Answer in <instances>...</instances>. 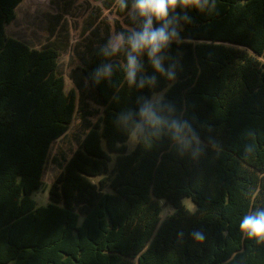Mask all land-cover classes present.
<instances>
[{
  "label": "trees",
  "instance_id": "obj_1",
  "mask_svg": "<svg viewBox=\"0 0 264 264\" xmlns=\"http://www.w3.org/2000/svg\"><path fill=\"white\" fill-rule=\"evenodd\" d=\"M23 1L0 0V264H264V242L239 229L264 209V0L191 10L192 23L163 53L175 79L144 58L151 88L128 86L123 53L106 61L105 45L86 47L90 61L80 77L73 70L68 93L58 72L62 38L33 49L6 34ZM93 1L98 15L128 13L118 0ZM86 88L102 107L94 123ZM155 93L162 98L151 102ZM77 113L83 137L70 157L60 155L49 203L37 207L31 195L51 144ZM161 202L174 210L162 221Z\"/></svg>",
  "mask_w": 264,
  "mask_h": 264
},
{
  "label": "rangeland",
  "instance_id": "obj_2",
  "mask_svg": "<svg viewBox=\"0 0 264 264\" xmlns=\"http://www.w3.org/2000/svg\"><path fill=\"white\" fill-rule=\"evenodd\" d=\"M93 0H24L16 9L15 19L6 26L8 37L25 43L33 49L41 48L54 38H62L63 49L58 59V72L64 78L65 92L74 89L71 73L80 77L81 70L89 63L90 52L86 47L105 45L109 37L120 33V30L134 28V21L128 16L118 17L114 10H102L98 15ZM98 7V6H97ZM96 13L98 16H96ZM77 68L79 71H77ZM77 99L79 93L76 90ZM163 93H155L151 102L162 98ZM85 102L93 116L89 120L94 123L102 115V107L96 96L85 89ZM84 133L79 113L75 114L68 131L62 139L51 144L42 174V186L32 193L31 198L37 207H44L49 203V189L62 171L60 155L70 157L78 147ZM136 133L133 132L126 145L128 152L136 144ZM114 157V155H113ZM113 162L110 164L112 167ZM182 205L191 212L196 206L189 198L182 199ZM173 208L161 202V221L173 213Z\"/></svg>",
  "mask_w": 264,
  "mask_h": 264
},
{
  "label": "clouds",
  "instance_id": "obj_3",
  "mask_svg": "<svg viewBox=\"0 0 264 264\" xmlns=\"http://www.w3.org/2000/svg\"><path fill=\"white\" fill-rule=\"evenodd\" d=\"M122 10H127L132 21H138V26L131 28L127 33H119L109 37L105 46L101 49L104 60L118 57L123 53V62L119 68L124 74V80L129 87L136 86L139 89L151 88L156 77L149 79L144 72V58L152 70L159 76L167 79H175L176 64L173 62L165 68L163 53L170 46L181 39V24L192 23L189 15L191 10L204 13L215 9V0L211 4L209 0H118ZM105 77L113 74V66L105 63L100 70ZM99 74V73H98ZM139 78V81H138ZM142 117L152 119L151 115L141 112ZM173 130L177 136L182 131L179 125L174 124ZM240 232L249 239L258 243L264 242V209L246 214L239 225ZM193 237L200 241L203 236L199 232H193Z\"/></svg>",
  "mask_w": 264,
  "mask_h": 264
}]
</instances>
